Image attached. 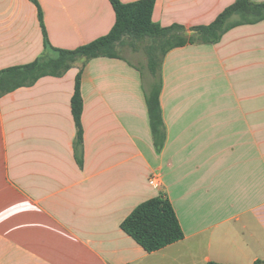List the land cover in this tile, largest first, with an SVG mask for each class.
I'll return each mask as SVG.
<instances>
[{"label":"crops","instance_id":"crops-1","mask_svg":"<svg viewBox=\"0 0 264 264\" xmlns=\"http://www.w3.org/2000/svg\"><path fill=\"white\" fill-rule=\"evenodd\" d=\"M37 2L57 49L84 46L115 22L108 0ZM234 2L155 0L152 20L161 27L208 25ZM42 53L35 5L0 0V71ZM127 61L80 60L62 77H42L0 97V264L264 262V20L233 27L215 44L166 54L160 151L147 83ZM79 71L76 148L71 98ZM153 175L160 188L149 185ZM160 195L183 239L148 253L120 226Z\"/></svg>","mask_w":264,"mask_h":264},{"label":"trees","instance_id":"trees-1","mask_svg":"<svg viewBox=\"0 0 264 264\" xmlns=\"http://www.w3.org/2000/svg\"><path fill=\"white\" fill-rule=\"evenodd\" d=\"M28 1L37 8L43 35V53L29 64L0 71V97L19 88L32 86L42 77H62L80 60L83 61V65L95 58L127 61L118 54V49L126 46L137 49L138 46H142L146 58L145 69L149 73L148 89L145 88V102L153 144L157 151L161 150L165 141L159 96L162 87L160 71L166 54L186 45L215 44L233 27L264 20V2L235 0L208 25L188 29L178 24L161 27L152 20L155 0H139L127 4L120 0H108L115 14V22L109 33L74 50H63L54 48L49 43L37 0ZM136 68L144 77V71ZM82 109L79 71L71 98V112L76 127V148L82 147ZM120 227L148 253L156 252L183 239L174 209L164 195L140 204ZM255 264H264V262Z\"/></svg>","mask_w":264,"mask_h":264},{"label":"rangeland","instance_id":"rangeland-1","mask_svg":"<svg viewBox=\"0 0 264 264\" xmlns=\"http://www.w3.org/2000/svg\"><path fill=\"white\" fill-rule=\"evenodd\" d=\"M118 54L124 57L129 63H133L141 68L145 75L144 80L147 83L146 88L148 89V80H149V73L145 69L146 58L144 54V49L142 46H138L137 49H133L131 47H122L118 49ZM77 64V63H76Z\"/></svg>","mask_w":264,"mask_h":264},{"label":"built area","instance_id":"built-area-1","mask_svg":"<svg viewBox=\"0 0 264 264\" xmlns=\"http://www.w3.org/2000/svg\"><path fill=\"white\" fill-rule=\"evenodd\" d=\"M148 183L150 186L154 188H160L161 187V181L159 175H153L149 178Z\"/></svg>","mask_w":264,"mask_h":264}]
</instances>
